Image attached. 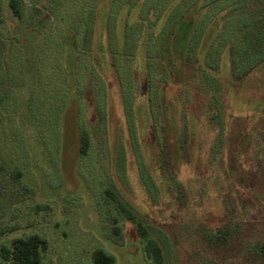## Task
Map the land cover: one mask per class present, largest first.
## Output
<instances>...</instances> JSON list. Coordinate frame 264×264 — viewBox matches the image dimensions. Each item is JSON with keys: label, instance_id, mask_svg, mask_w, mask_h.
Returning <instances> with one entry per match:
<instances>
[{"label": "rangeland", "instance_id": "1", "mask_svg": "<svg viewBox=\"0 0 264 264\" xmlns=\"http://www.w3.org/2000/svg\"><path fill=\"white\" fill-rule=\"evenodd\" d=\"M94 1L60 0L62 6L57 1L56 15L49 18V0H24L25 16L19 21L8 0H0V94L6 70L10 79V99L0 106V246L12 237L39 233L49 243L44 264H91L98 247L112 253L116 264H154L138 233L142 221L161 241L165 264H259L257 245H264V62L234 80L224 54L215 74L225 84L222 130L210 129L205 107L193 93L185 97L188 93L177 82L160 109L157 129L148 119L139 76L142 86L130 127L118 72L98 48L107 42L109 7L104 1L99 8ZM136 2L130 9L120 4L118 36L127 18L135 20ZM37 8L39 20L31 26ZM190 12L189 20L195 21L197 13ZM66 16L72 20L70 32ZM93 17L92 66L86 71L79 58L83 47L77 50L65 40L67 31L77 32L76 23L80 30L87 28V18ZM208 22L203 21L200 35L204 56L210 46L217 51L221 44L222 19L206 29ZM99 77L106 84L107 134L96 127V112L89 109L81 126L90 136V149L79 156L76 117H84L85 105L77 90L82 83L97 84ZM92 94L97 99L98 91ZM184 114L189 140L183 147ZM15 169L23 176L12 175ZM225 226L232 233L229 241L210 243L208 234Z\"/></svg>", "mask_w": 264, "mask_h": 264}, {"label": "trees", "instance_id": "2", "mask_svg": "<svg viewBox=\"0 0 264 264\" xmlns=\"http://www.w3.org/2000/svg\"><path fill=\"white\" fill-rule=\"evenodd\" d=\"M104 1L109 7L105 14L107 42L104 46L102 42L99 43L98 48L102 54H108L112 66L118 72L121 95L130 127L136 120L132 108L134 104H137L138 86L139 91L142 86L136 81V77L139 76L146 88L148 119L154 125L155 123L158 125L160 109L168 103L167 94L174 87L173 83L177 82L181 91L193 93L194 101L205 107L206 120L211 125L210 129L222 130L224 127L222 117L226 105L225 84L223 78L215 74H219L226 52L230 60V76L234 80H240L249 75L256 66L264 62V0H136L135 4L139 5L138 13L132 22L128 21V18L126 19L123 36H118L116 24L120 4L130 9L135 0H98V2L94 1V4L97 3V6L101 8ZM56 2L60 6L63 5L60 0H49V6H47L49 9L46 7L49 18L56 15L54 8ZM8 4L12 15L19 21L22 20L25 16L24 0H8ZM40 10V8L35 10L37 16L33 17L31 26L39 20ZM192 10L197 13L194 15L195 21H190L188 18V14L190 15ZM204 12L205 14H203ZM218 18L222 19L221 31L217 33L218 42L221 44L216 48L217 51L212 50L214 47L210 46L204 56L200 45V35L204 30L202 28L203 21H209L206 25L207 29ZM66 21L68 24L65 27L69 28L70 32L73 25L71 24L72 20L68 17ZM94 23V17L93 20L87 18L88 26L86 25L87 28L81 27V30L79 24L76 23L77 32L72 36L67 31L69 35L65 40V42L68 41V44L73 43L77 50H80L81 46L83 47V56L79 55V58L86 71L92 64L91 51L88 52V47L91 46ZM248 30L251 31L250 36L245 38L242 33ZM9 52L8 50V55ZM6 57L3 56L4 63ZM9 81V73L6 70L5 89L0 94V106L6 101L8 103L10 99L7 95ZM91 83L89 81V87L84 86L87 83H82L81 90H77L78 93H82L81 101L85 105L84 117L81 118L82 114L79 115V113L76 117V126L79 127V156L87 155L90 149V136L81 126L85 118L90 115L87 114L89 109L96 112V116H94L97 121L96 127L107 134L106 84L101 77L97 84ZM92 91H98L97 99H91L94 96ZM188 95L189 93L184 96L188 97ZM180 126V138L184 147L189 140L186 114L182 116ZM159 127L160 125L157 129ZM217 133L220 140L223 133L220 134L219 131ZM104 141H107L106 138ZM121 144L120 138L114 143L117 155H119ZM7 147L12 151L16 149ZM22 151V155L25 156V148ZM12 175L22 177L23 173L20 169H15L12 170ZM125 211L128 218L135 219L130 210L125 209ZM137 224L146 256L154 264H165L164 248L161 241L148 233V228L142 221H138ZM231 237L232 233L228 226L218 228L214 233L208 234V240L216 246L224 245ZM48 246V240L39 233L12 237L7 243L0 246L1 264H44V255ZM257 247L258 262L264 264V245L258 244ZM91 264H116V259L106 249L98 247L92 252Z\"/></svg>", "mask_w": 264, "mask_h": 264}]
</instances>
